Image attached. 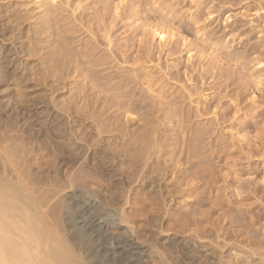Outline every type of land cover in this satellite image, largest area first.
Masks as SVG:
<instances>
[{
  "label": "rangeland",
  "instance_id": "374dc122",
  "mask_svg": "<svg viewBox=\"0 0 264 264\" xmlns=\"http://www.w3.org/2000/svg\"><path fill=\"white\" fill-rule=\"evenodd\" d=\"M16 1H18V4H13ZM59 2L61 3L62 1L53 0V3L56 5ZM22 3V0H0V11L2 10V15H5L0 20V30L7 23L6 16L11 14V9L16 8L17 12H20V15L25 16V10L33 7L32 3ZM99 3L97 0H71V5L68 6L63 0L62 6L66 10L61 9V11L66 17H70L72 10L78 4L76 20L78 19L77 21H79L78 16H80V19L82 17L85 21L83 23L82 19L81 23L86 24L88 21L86 25L90 21H93V26L95 24L93 32L95 34L91 37L95 39L99 37L101 41H98L100 48H98L97 52L109 57L111 55L110 60L112 62L109 65L111 68L107 69L105 73L110 74L112 72L118 74L119 78L117 80H120L121 78H125L126 75H132L133 71H135L136 74H141V79L145 78L144 81H146L142 80V87H139V85L135 87V92L137 93L136 99L147 97V93L142 92L143 90L141 89L147 91L148 88V92L152 89V91H155L154 95H158L157 92H165L167 96L171 93V98H165L166 101L176 96H181L180 99L176 97L175 109H177V112L181 111L185 116H191L188 129H182L178 126L179 131L176 128L177 125L173 124V122L160 121L161 123L156 124L158 126V138L164 140L165 138L184 136L188 138L184 144L187 146L195 143L194 138L189 136L191 133L188 131L198 134L197 132L204 130V133L209 131L211 134L203 135L205 143L203 142L202 147L205 145V150L202 148L198 149V153L203 152V154L200 153L201 158L203 160L206 158L202 168L207 172L202 177L209 179V182H201L203 184H200L201 188L195 190H193V187L185 184L178 187L174 183L176 181H174L173 172L171 171L170 173L169 171L170 174L166 177L168 184H172L170 188H175V190L177 189L176 187L180 188V191L177 192V189L175 193L177 194L175 195L177 197L176 201L171 202L166 199L167 195H163V192L168 191V189L165 188L166 190L164 189L163 192L158 188L154 189L155 185L151 184L149 180H145L149 178V175L146 174L148 166H144L145 171L141 169L138 172L137 180L132 185L131 181L129 182L127 179V172L130 168L129 162H124L125 159L122 157L121 159L116 158L113 161L114 163L112 161L111 163L108 159L104 161L101 156L99 157L101 158L99 159L101 163L104 161L105 165H102L105 168L102 170V176H98L97 173L91 175L93 178L92 182L95 184L93 187L95 193L104 197L111 191L115 193L113 196H117L118 201L116 205L125 211L124 214L127 216L126 220L128 221H126L127 223L122 231L126 233L130 232V235L131 232L135 231L137 237L140 236L135 239L142 246L140 256L142 264H184L185 262V264H191L192 262H195V264H217L218 261L219 264L226 262L227 264H231L233 255L229 256L232 254L229 250L230 246L226 247L228 250L226 248L220 249L224 245L223 243L226 242L222 236L230 241L236 238H239L240 241L243 237H255L258 239L262 237L264 239V144H261L263 138H261V141L258 140L259 136H262L260 134H263L262 137H264V121H262L264 119L262 117L264 116V99L262 100L259 97L264 93V85H261L262 90L258 91L259 86H257V80L254 78L259 74V69L254 65V60L258 58L264 61V0H108L107 5L105 4L106 8L102 6L103 4ZM33 15L34 13L31 12L30 16ZM34 20L36 21V18ZM34 20L32 19L29 22L34 23ZM70 20L72 19L70 18ZM29 22L25 23L26 27L29 26L27 24ZM76 23L79 24L78 22ZM157 27L169 32L166 42L155 36L154 28ZM80 32L78 35L80 34L81 39L84 41L90 37L89 33ZM19 37L18 31L15 33H11L10 31L6 33L0 32V105L4 106V109L6 108L5 112L7 113V115L3 116L0 126L9 127L10 134L14 135V138L11 140H15L13 148L30 153L27 154V160L30 164H33L31 165L32 171L29 177L25 179L26 182L38 176V178L44 180L40 184L43 189H52L54 187L52 184H61L67 180L68 176L66 174H68L69 169L77 171L85 165L88 157L92 156L93 149L92 146H87L89 144L85 140L80 141L81 139H78L80 147L88 149L85 150L86 155H77L78 162L76 163L74 160V162L69 161V165L65 167V163L61 162L59 164V173H55L54 171L52 173L49 172L48 163L51 161L56 162V160L58 162L68 155L62 153L63 157L61 158L60 156L59 159L52 152L48 153L46 149L49 144L47 142L51 139L55 144L62 140L53 134L52 128L58 122L67 124L70 121V118L67 119V114H64L58 108L62 103L68 101H75L78 107H80L82 106L83 96L90 94L92 91H68L67 88L58 91H39L40 87L35 86L37 81L33 78L22 83L24 88H27V91H16L14 83L22 81L21 77L26 73L23 70L24 67L31 68L35 66L40 54L45 51H37L35 49L36 54L31 57H26L23 53L18 54L17 50L20 51L24 42ZM109 39L112 41L110 45H108ZM26 45L29 46L30 44L27 43ZM46 45L48 44L46 43ZM75 49L80 50V46ZM242 56L246 58L243 59ZM104 67L106 66L99 68ZM103 73L104 71L100 74L102 75ZM145 73H151L150 81L145 77ZM262 73L264 74V71ZM5 74H10L12 78H5ZM28 74V78L36 77L31 71ZM75 76L76 74H66L62 82L67 84L72 82V85H67L71 88L74 86L75 81L78 80L75 79ZM251 76L254 77L252 78ZM151 78H153L152 81ZM226 78L230 79V81L228 79L226 81ZM244 83L246 86L242 90L240 87ZM160 85H163V88H160ZM19 92L26 94V98L31 99V102L18 104L16 99L19 96ZM253 96H256L255 100ZM42 100L46 101V104L39 103ZM150 101L152 100L147 99L149 108ZM198 101L200 105H198ZM36 102L38 104L37 108L33 105ZM140 104L138 108L141 107ZM47 108L50 109V116H47ZM26 111L28 115H26ZM109 111L104 117L109 118V115L111 116V113H114L115 110ZM37 112L41 113L37 115ZM17 113L21 115L18 116ZM160 114L162 113H155L153 115L156 117ZM29 115H34L32 118L33 123L30 125V120L27 121ZM114 115H119V113L113 114L114 119H110L112 122L115 120ZM56 117H59V119H56ZM140 118L137 120L143 124V120ZM87 121L86 124H94L92 119H88ZM123 121L125 122L124 118ZM137 123V121L128 123V130L132 131L139 128L141 123ZM257 124H260L261 128ZM71 126L73 127L72 134L79 138L85 137L83 133L87 130L88 133L91 130V126L83 129V127L77 126L74 122H71ZM251 126L255 128L253 129ZM173 128L176 129L175 135L174 131H172L174 130ZM237 129L238 131H236ZM75 130H78V132L76 131V135ZM258 130L260 131L258 132ZM237 132H240L241 141L244 140L240 141L241 147H238V140L232 139V135H236L234 133ZM95 133L96 131L94 132V136ZM257 134L258 137L255 139L254 136ZM95 137L94 140H100L101 145L110 144L112 141V145L119 144L121 147L123 144L120 133L116 131L115 134L114 132L112 134L103 132L101 135ZM124 139L127 140L128 137ZM221 141L225 143L227 141V144L233 142L237 143V145L233 146L230 152L228 150L231 149H228L226 151L228 153L221 151L220 156L223 158H217L218 153L216 150H219L221 147L219 145H223ZM253 142L254 145L251 144ZM174 143L173 140H170L169 144L167 142L168 147L157 154L159 159L157 155L154 158L163 163L167 160L173 163L172 166H176L177 170L181 168L180 171L183 172L184 168H188L189 165L185 166L187 165L186 163L179 167L181 162L179 160L186 156L181 151L180 145H174ZM112 145L111 147H113ZM65 146L67 145L65 144ZM108 147L110 149V146ZM223 147H225V144ZM244 151H248L246 152L247 154ZM250 152L253 153L251 154ZM225 154L228 155L226 156L227 158ZM251 155L254 157H251ZM112 156L110 155L109 158ZM37 166H40V168ZM35 168L36 170H34ZM192 169L197 170L194 167ZM208 172L210 173L208 174ZM177 175L181 176L182 174L179 172ZM45 178H47L46 181ZM51 179L54 181L50 182ZM252 183H256L257 186L256 184L252 185ZM246 184L247 186L252 185L256 189L260 188L262 190H258L259 195L252 192V194H249V190L247 191L249 187L247 188ZM243 186L244 189L242 188ZM199 194L202 197L205 196L203 199L205 200L206 198L208 201L205 200V202L202 197L201 199L204 204L201 202V199L197 200ZM187 196L190 197L187 198ZM207 197L209 198L207 199ZM215 197H218V199H215ZM106 200H109V198ZM215 200L217 201L215 202ZM52 201L55 202L54 205H62L60 198H55ZM197 201L201 203L198 205ZM227 212L229 215L226 214ZM186 216L189 217L187 218ZM134 217L135 219H133ZM132 225L134 228H132ZM197 233L201 234L198 235ZM216 241L218 242L215 243ZM212 243H215V246ZM243 244L247 245V242L245 243L244 241L242 244L240 242L241 249L238 244V248L236 247L235 249L246 251ZM217 246L219 249L216 248ZM160 251L166 252L165 256L169 254L166 257L169 262L164 258V255L160 254ZM221 256L223 259L220 258ZM119 260L118 262H121Z\"/></svg>",
  "mask_w": 264,
  "mask_h": 264
},
{
  "label": "bare ground",
  "instance_id": "6f19581e",
  "mask_svg": "<svg viewBox=\"0 0 264 264\" xmlns=\"http://www.w3.org/2000/svg\"><path fill=\"white\" fill-rule=\"evenodd\" d=\"M22 1L23 3L26 4H31V3L33 4V7L30 9H32L31 12H33L34 15L30 16L31 15L30 9L25 10L26 12L25 16L20 15V12H17L18 10L16 8L11 9L10 10L11 14L6 16L7 23L3 25V28L0 30V32L2 33H6L7 31H10L11 33H15L16 31L19 32L20 34L19 38L23 39L24 42L22 43V47L20 51L17 50L18 54L23 53L26 57H31L36 54L35 49H37V51L39 50H45V51L40 54V57L35 66L31 68L27 66L24 67L23 70H25L26 73L22 75L21 77L22 81H19L18 83H14L16 91H27L26 90L27 88H24L22 83L24 81L31 80L32 78L37 81L35 86L40 87L39 91L42 90L58 91L64 88H67L68 91H92L90 94L83 96L82 106L80 107H78V104H76L75 101L64 102L61 104V106H59L58 110H60L64 114H67V119L70 118V121L69 123L67 122V124L58 122V124L52 128L53 134H55L57 138H61L62 140L59 141V143L57 144H55L52 139L50 141L48 140L49 142L47 143L49 144L47 145L46 149L48 150V153L52 152L57 156V158H59L60 156L62 158L63 157L62 153L68 155L67 157L64 156L65 158L62 159L59 158L60 160L58 162L56 160V162L51 161L50 163H48L47 165H48V169L50 170L49 172L52 173V171H54L55 173L56 172L59 173L60 172L59 164L61 162L65 163L64 164L65 167L66 165H69L68 164L69 161L72 162L76 161L77 163L78 162L77 155H81V154L86 155L85 150L88 149L86 148L83 149L82 147H80V144L77 141L78 139H81L80 141L85 140V142L89 144L87 146L89 147L92 146L93 149H92V156L88 157V161L86 162L85 165H83L84 167L82 166L77 171H73L69 169L68 174H66L68 177L67 180H65V182L61 184H52L54 186L52 189H43L40 186V184L44 180H42V178L41 179L38 178V176L36 178H33V180L26 182L25 179L29 177V174L32 171L31 165L33 164V163L30 164L29 161L27 160V154L29 152L26 153L23 152L24 150L13 148V142L15 140L14 141L11 140L14 138V135L10 134L9 127L5 128L4 126H0V264H142L140 257L142 253L141 252L142 246L139 244L138 241H136V239L140 236L137 237V233L135 231L131 232V235L130 232L126 233L122 231V229H124V226L128 221L126 220L127 216L124 214L125 211L121 207L116 205V202L118 201L117 196H113V194L115 193L114 192L112 193L111 191H109L111 194L109 193L107 194V196L104 197L95 193L93 188L95 184L92 182L93 178L91 175L93 173H97L98 176L99 175L102 176V170H104L103 168H105L103 167L102 164H104L105 160L108 159L110 162L111 161L113 162L116 158L121 159L122 157L123 159H125L124 162L125 161L129 162L130 170L128 169L127 179L129 182L131 181L132 185L134 184L133 182L137 180V177L139 175L138 172L141 169L143 170L144 166L145 167L148 166V171L146 174L149 175L150 179L147 178L145 180H149L151 184L155 185L154 189L158 188L162 192L164 191L165 188L168 189V191L163 192V195L164 196L167 195L166 199L171 202L176 201L177 197L175 195L177 194L175 193L178 187L183 186L185 184L187 186L193 187V190H195L197 188H201V185H203L201 184V182L203 181L209 182V179L206 178L207 179L206 180L205 177L204 178L202 177L205 175V172H207L206 170H204V168H202V165H204L206 158L204 160L201 158V154H203V152L198 153V149L200 150L202 148L203 150H205L204 149L205 145L202 147V144L205 143L204 142L205 138H203V135L211 134V133L209 131H206L204 133L203 132L204 130L197 132L198 134L192 131H188L191 133V135L189 134L188 135L194 138L195 143L189 144L187 146L184 144L186 143V140L188 138L184 136H181L184 137L183 139H180L181 137L178 136H177L178 139L177 137L165 138L164 140L158 138L157 136L158 126H156V124L161 123L160 121L162 122L171 121L173 122V124L177 125L176 128H178V126L179 128L182 129H186L187 127H189L188 124L191 120V116L190 115L185 116L181 111L177 112L176 111L177 109H175L177 96L176 97L174 96L175 98L166 101L165 98H169V97L171 98L172 96L171 93L168 96L165 94V92L163 93L157 92L158 95H154L155 91H152L153 89L151 90V86H150V90L152 92L151 91L148 92L149 88L147 86L148 88V89L146 88L147 91L145 89H141L143 90L142 92L147 93V97H143L142 99H136L137 93L135 92V87H137V85H139V87H142L143 83L141 84V82L145 80V78L141 79V74L139 73L136 74V72L133 71L134 73H132V75H126L125 78L123 79L120 76L121 79L117 80L119 78V76H117L118 74H114L112 72L110 74L105 73L107 69L111 68V66L109 67V65H111L112 62V60H110L111 55L109 57L108 55H104V54L102 55L99 54V52H97L98 48H100L98 46V41L99 42L101 41L99 40L100 39L99 37H96L97 39L91 37L92 35L95 34L93 32L95 28V24L94 26L92 24L93 21L91 22L89 20L90 23L88 25H86L88 21L86 24H83L85 22L84 19L82 17L80 19V16L78 15L77 16L79 17V21H77L78 19L76 20L75 17H76V10L78 9V4L77 7L72 10L71 16L66 17L61 11V9L66 10L62 6L63 0H61L62 2L61 3L59 2L58 5L54 4L53 0H22ZM107 1L108 0H97V2L103 4L102 6L105 8H106L105 4L107 5ZM64 2L68 6L71 5V0H64ZM13 4H18V1H16ZM3 16L5 15H2V10H1L0 20H2L1 18ZM34 18H36V21L34 20ZM70 18L72 20H70ZM32 19L35 21L34 23L29 22ZM82 19H83V23H81ZM27 21L29 22L27 23L29 24L28 27L25 26V23ZM76 22H78L79 24H77ZM80 31H82V33L83 32L89 33L90 37H88L84 41L83 39H81L80 37L81 35L80 34L78 35V33H81ZM154 33L155 36H158L161 40H163V42H166L167 38L169 37V32H167L163 28H158V27L154 28ZM27 43H29L30 45L27 46L26 45ZM46 43L48 45H46ZM108 43H109L108 45H110L112 44V41L109 39ZM78 46H80V50L75 49ZM242 58L245 59L246 57L242 56ZM254 65L257 66V68L259 69V74L256 77L253 76L257 80V83L256 82L254 83H256L257 86H259L258 88L259 91L262 90L260 86L264 85V78H263L264 74L262 73L264 71V67H263L264 61L257 58L254 60ZM102 66H106V67L100 69L99 67ZM29 71H31V73H34L36 77L28 78ZM102 71H104L105 74L103 73L101 75L100 73ZM118 73L120 74V72ZM66 74L67 75L76 74L75 79H78L75 81V83L73 84L74 86L71 88H69L67 85L69 86L72 85V82H69L68 84L62 82V80L65 79ZM5 75H6L5 78L7 79L12 78L10 74H5ZM145 77L147 78L148 81H150L151 73H145ZM152 79L153 78H151V81ZM227 79L228 78H226V81ZM249 79L251 78L249 77ZM228 80L230 81V79ZM162 86L163 85H160V88H163ZM245 86H246L245 83L242 84L240 89L241 88L242 90L243 88L245 89ZM26 97H27L26 94L19 92V96L16 99V101L18 102V104H23L28 102L30 103L31 99H27ZM180 97L177 98L180 99ZM255 97L256 96H253L254 100ZM259 97L260 99L262 98L263 100L264 93L262 96ZM147 99L152 100L149 103L150 108L148 107ZM139 102L142 104H140ZM39 103L46 104V101L42 100L39 101ZM197 103L198 105H200L199 101ZM139 104L141 106L140 108H138ZM33 105L36 108L38 106L37 102L34 103ZM44 106L47 107L46 105ZM5 109L4 106L0 105V122L2 121L3 116L7 115ZM143 109L145 110L143 111ZM109 110L111 111L115 110V111L114 113H111L112 114L111 116L109 115V118H106V116L104 117V115ZM46 112H47V116H50L51 114L50 109L47 108ZM40 113L41 112H37L36 114L39 115ZM115 113H119V115H114L115 120L112 122L110 121V119L111 120L114 119L113 114ZM155 113L158 114L162 113V114H160L159 116L157 115L155 117V115H153ZM17 114L18 116L21 115L20 113ZM26 115H28L27 111H26ZM161 115L164 116V118H162ZM33 116L34 115L31 116L29 115V119L27 120V121L30 120L29 125L33 123L32 121ZM59 116H61V114H59ZM122 116L125 122L123 121ZM262 117L264 118V116ZM138 118L143 120L142 121L143 124L139 122V120H137ZM56 119H59V117H56ZM88 119H92L94 124L93 125L86 124V121ZM224 119L226 120V118ZM131 121L132 122L137 121L138 123H141L140 127L132 131L128 130L129 126L127 124L130 123ZM262 121H264V119ZM71 122L76 123L77 126L79 127H83V129L85 127L91 126L90 127L91 130L88 133H87L88 130L85 131V133H83L85 134V137H81V138L77 136L75 137L72 134L73 127L71 126ZM260 124L257 125L260 126ZM76 131L78 132V130H75V135L77 134ZM93 131L94 132L96 131L95 136L101 135L103 132L106 133L108 132L111 134L114 132L115 134L116 131L120 133L121 139L123 140V144L121 145V147L119 146V144L112 145L113 144L112 141L110 144L101 145L102 143L100 142V140L98 141L94 140L96 137L94 136ZM172 131H174V135H175L176 129ZM236 131H238V129ZM259 131L260 130H258V132ZM234 134L239 136L240 132ZM236 135H232L233 137L232 139L238 140L239 142L238 147H241L240 136L238 138V136ZM260 135L263 136V134ZM262 136H259L258 140L261 141V138H263L262 139L263 142H261V144H264V137ZM125 137H128V139L127 140L124 139ZM241 137H246V136H241ZM256 137H258V134L254 136L255 139H257ZM170 140L171 141L173 140V142H175L174 145L179 144L181 151L186 156L184 158L181 157L182 159L179 160V162L181 161L179 167H181L182 164H186V163L187 165L185 166L189 165L188 168L186 167L184 168L183 172L180 171L181 168L180 169L178 168L179 170L178 171L175 168L176 166L175 167L172 166L173 163H170L167 160H166L167 162L165 161L164 163L158 161L159 157L157 154L166 147H168ZM167 142L168 144H166ZM222 143L223 145L222 144L219 145L221 146L220 147L221 150L220 148L219 150H216L218 154L214 150V152L217 154V158L218 157L223 158L222 156H220L221 151L225 153L228 149H231L233 148V146L237 145V143H233V142L227 144V141L226 143L225 142ZM65 144L67 146H65ZM224 144L225 147H223ZM251 144L254 145V142ZM111 145L113 147H111ZM183 145L186 147H184ZM108 146H110V149H108L109 148ZM258 146L260 147V145ZM228 151L230 152L232 151V149ZM110 155L113 156L109 158ZM156 155L158 159L154 158V156ZM100 156L102 159H104V161L102 160L103 161L102 163L101 160H99L101 159L99 158ZM226 156L228 155L225 154V157ZM252 156L253 155H251V157ZM37 167L40 168V166ZM192 167H194V169L197 168V170H193ZM36 168L34 170H36ZM169 171L170 173L171 171L173 172L174 181H176L174 183H176V186L178 185V187L174 185V187L177 188L176 190L175 188L174 189L170 188L172 184L170 185L168 184V179L166 176L170 174ZM179 172L182 174L181 176L177 175ZM209 173L210 172H208V174ZM141 175L142 174L140 172V176ZM46 179L47 178H45V181ZM53 181L54 180L51 179L50 182ZM254 184L252 183V185ZM252 185L250 186H247V184L245 185L247 188L249 187V189L246 188L247 191L249 190V194L252 192L254 194L257 193L259 195L258 190H262V189H260L259 187H258L259 189H256V187ZM242 188L244 189V186ZM179 189L177 190V192L180 191ZM65 190L68 191L63 192ZM178 194L180 195V193ZM246 195L248 196V194ZM199 196H197L198 197L197 200L198 199L200 200L202 197L200 196L199 198ZM188 197L190 196H187V198ZM55 198H60L62 200L61 206L54 205L55 202H53L52 200ZM107 198H109V200H106ZM208 198L209 197H207V199ZM215 199H218V197H215ZM203 200L201 202H203ZM216 201L217 200H215V202ZM51 202H53V204H51ZM201 202H198V205ZM216 206L218 205L216 204ZM226 214H228V212ZM127 215L129 214L127 213ZM133 219H135V217ZM235 219L237 220V218ZM132 228H134L133 225ZM216 237L218 238V236ZM222 237L226 242L224 243L221 242L224 245L221 246L220 249L230 246L229 250L230 253L232 252V254L229 256L233 255L232 259L230 258L232 260L231 264H264V239L262 237H261L262 239L261 238L258 239L255 237H250V238L243 237L242 240L240 241L239 238L230 241V240H226L224 236ZM221 240L223 241V239ZM244 241L245 243L247 242L248 245L247 246L243 244L245 246L244 249L246 251L235 249L237 247V244L238 246H240L239 243L241 242L242 244L244 243ZM217 242L218 241H216L215 243ZM215 243L212 244H214L215 246ZM216 248L219 249L218 246ZM186 252H187V248H186ZM160 254L162 256L163 255L165 256L166 252L160 251ZM167 256H169V254L164 257L166 260H167L166 258ZM224 257H225V253H224ZM220 258H222V256ZM119 259L121 260L122 263L118 262ZM166 260L164 261L166 262ZM257 260H259L258 263ZM218 262L217 264H219ZM192 263L195 264V262ZM224 264H227V262Z\"/></svg>",
  "mask_w": 264,
  "mask_h": 264
}]
</instances>
